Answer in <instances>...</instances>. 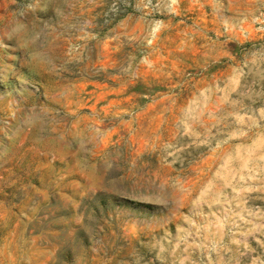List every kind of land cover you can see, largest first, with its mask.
<instances>
[{"label":"rangeland","instance_id":"374dc122","mask_svg":"<svg viewBox=\"0 0 264 264\" xmlns=\"http://www.w3.org/2000/svg\"><path fill=\"white\" fill-rule=\"evenodd\" d=\"M0 264H264V0H0Z\"/></svg>","mask_w":264,"mask_h":264}]
</instances>
